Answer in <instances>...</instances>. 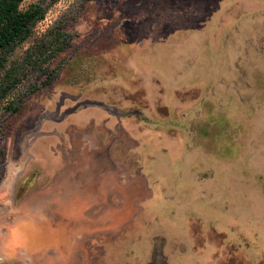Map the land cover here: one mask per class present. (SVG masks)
I'll return each instance as SVG.
<instances>
[{"label": "rangeland", "instance_id": "obj_1", "mask_svg": "<svg viewBox=\"0 0 264 264\" xmlns=\"http://www.w3.org/2000/svg\"><path fill=\"white\" fill-rule=\"evenodd\" d=\"M33 4L8 65L63 49L0 103V262L264 264V0Z\"/></svg>", "mask_w": 264, "mask_h": 264}, {"label": "trees", "instance_id": "obj_2", "mask_svg": "<svg viewBox=\"0 0 264 264\" xmlns=\"http://www.w3.org/2000/svg\"><path fill=\"white\" fill-rule=\"evenodd\" d=\"M24 1L0 0V103L21 83L20 70H38L46 73L47 69H44V66L59 50L63 49L58 47L63 34L59 32L53 41L42 46L52 48L49 49L52 51L47 57L45 54L48 49H42L37 54L36 49H31L22 60L8 65L9 58L33 35L35 28L44 20L47 13L46 8L40 4H33L25 10L22 9L21 5ZM44 40L41 39L42 42H45Z\"/></svg>", "mask_w": 264, "mask_h": 264}, {"label": "flooded vegetation", "instance_id": "obj_3", "mask_svg": "<svg viewBox=\"0 0 264 264\" xmlns=\"http://www.w3.org/2000/svg\"><path fill=\"white\" fill-rule=\"evenodd\" d=\"M2 238H3V237H2ZM2 238H0V239H2ZM2 247H3V244H2ZM0 260H1V258H0ZM0 264H4V263L1 261Z\"/></svg>", "mask_w": 264, "mask_h": 264}]
</instances>
